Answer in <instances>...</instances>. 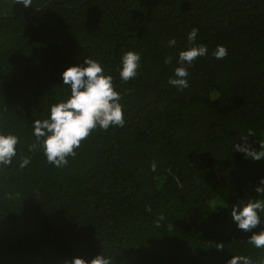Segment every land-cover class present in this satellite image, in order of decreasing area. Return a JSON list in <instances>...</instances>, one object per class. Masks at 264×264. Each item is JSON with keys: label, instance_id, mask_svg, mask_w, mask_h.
I'll use <instances>...</instances> for the list:
<instances>
[{"label": "trees", "instance_id": "trees-1", "mask_svg": "<svg viewBox=\"0 0 264 264\" xmlns=\"http://www.w3.org/2000/svg\"><path fill=\"white\" fill-rule=\"evenodd\" d=\"M193 28L208 52L180 90L168 79ZM217 45L226 59L214 58ZM127 51L141 61L125 83ZM89 56L114 77L126 124L94 131L57 169L28 150L32 124L68 98L62 73ZM0 133L20 137L12 163L0 165V264L101 253L113 264H226L234 255L264 264V248L246 242L264 231V213L251 232L231 215L264 199L255 191L264 159L234 150L264 142V0H0Z\"/></svg>", "mask_w": 264, "mask_h": 264}, {"label": "clouds", "instance_id": "clouds-1", "mask_svg": "<svg viewBox=\"0 0 264 264\" xmlns=\"http://www.w3.org/2000/svg\"><path fill=\"white\" fill-rule=\"evenodd\" d=\"M22 4L25 7L33 5V0H10V6ZM198 28H193L187 35V40L192 47L182 50L178 54L179 66L174 69V77H169L168 83L180 90L189 87V69L200 58L207 55L208 47L205 44H196ZM177 43L175 38L167 41L168 47ZM214 58L224 60L228 56V49L223 45H217L213 52ZM141 55L135 51H127L121 58L119 75L120 79L127 83L138 75ZM166 64L172 62L171 56L164 58ZM63 85L70 89V95L66 100L50 106L48 118L36 119L32 124L34 142L29 146V151L42 150L46 157L45 163L54 168L62 169L68 166L69 157L77 156V149L82 147V142L87 141L91 134L97 130L107 131L110 127H124L126 118L124 105L120 102L122 95L116 90L114 77L106 74L102 63L90 56L84 60V66H71L62 73ZM255 130L249 129L247 135L252 136ZM20 137L12 134L0 133V165H10L17 155V145ZM235 151L244 154L245 158L254 161L264 159V142L260 141V149H252L248 144H236ZM30 163V157H25L20 167L24 168ZM156 162L150 165L153 172L156 171ZM169 174L172 175L171 171ZM177 185L181 186L179 177L173 176ZM255 191L259 197H264V178L260 180V186ZM151 212L150 206L146 208ZM264 213V199H250L243 206H232V218L239 229L251 232L261 223V215ZM165 219L159 214L154 221L157 227ZM169 230L172 224L168 225ZM255 248H264V231L253 233L246 241ZM212 247L223 250L224 243L213 244ZM63 264H113L111 257L103 253L96 255L91 260L81 257H73L64 260ZM226 264H253V259L246 255H234Z\"/></svg>", "mask_w": 264, "mask_h": 264}]
</instances>
